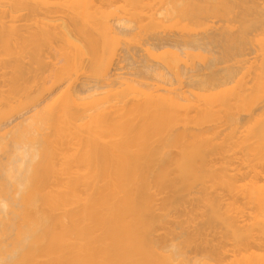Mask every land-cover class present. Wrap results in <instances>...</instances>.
Wrapping results in <instances>:
<instances>
[{
    "label": "bare ground",
    "instance_id": "1",
    "mask_svg": "<svg viewBox=\"0 0 264 264\" xmlns=\"http://www.w3.org/2000/svg\"><path fill=\"white\" fill-rule=\"evenodd\" d=\"M110 3L0 0V264H264V0Z\"/></svg>",
    "mask_w": 264,
    "mask_h": 264
},
{
    "label": "rangeland",
    "instance_id": "2",
    "mask_svg": "<svg viewBox=\"0 0 264 264\" xmlns=\"http://www.w3.org/2000/svg\"><path fill=\"white\" fill-rule=\"evenodd\" d=\"M97 1H99V0H97ZM110 2H111L110 5L105 6L104 9L119 8L123 5V0H110ZM200 220H201V218L197 220V223H199Z\"/></svg>",
    "mask_w": 264,
    "mask_h": 264
}]
</instances>
